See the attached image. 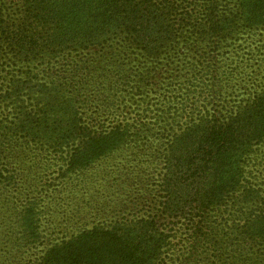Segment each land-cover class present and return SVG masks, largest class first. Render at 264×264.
Here are the masks:
<instances>
[{"label": "trees", "instance_id": "trees-1", "mask_svg": "<svg viewBox=\"0 0 264 264\" xmlns=\"http://www.w3.org/2000/svg\"><path fill=\"white\" fill-rule=\"evenodd\" d=\"M189 2L55 0L51 9L38 12L37 28L27 20L10 23L0 3V46L6 45L12 68L0 85L1 101L11 106L0 120V264H163L174 218L186 214L193 224L197 219L200 234L193 250L204 254L203 264H264V190L249 180L246 168L254 146L264 142V91L243 109L224 116L199 109L202 118L166 121L154 133L148 109V124L138 115L115 119L114 101L101 94L106 85L118 91L127 87L106 75L107 63L120 66L130 53L155 55L162 42H179L181 33L165 18L177 7L188 17ZM218 4L211 1L194 17L210 22L205 34L216 33ZM110 33L119 40L101 47L99 57L70 63L63 56L70 47L100 45ZM36 57L50 72H15L17 64ZM154 137L160 145L153 150ZM136 159L149 163L142 173L130 164ZM111 162L122 167L107 169ZM99 165L104 169L93 172ZM119 178L114 199L102 205L96 199L76 232L46 243L41 214L50 187L75 182L88 188L94 181L108 189ZM148 180L157 188L147 194L142 188L138 198L134 184ZM107 212L118 215L109 219ZM181 260L198 263L186 253Z\"/></svg>", "mask_w": 264, "mask_h": 264}, {"label": "rangeland", "instance_id": "rangeland-1", "mask_svg": "<svg viewBox=\"0 0 264 264\" xmlns=\"http://www.w3.org/2000/svg\"><path fill=\"white\" fill-rule=\"evenodd\" d=\"M174 1L175 3L178 1L180 5L183 0ZM211 1L213 0H190L186 8V15L191 17V20L185 17L183 12L181 13V7H177L179 10L174 13V16L171 14L165 18L166 24L174 25L177 33H181L177 39L179 42H162L159 52L155 55L145 54V52L138 54L136 51L130 53L129 58L121 61L120 66L107 63L109 70L106 75L110 79L124 81L127 86L123 91H118L106 85L102 91L104 93L100 92L104 95V101L108 99L111 100L110 102L114 101L110 112H114L112 116L115 119L133 118L138 115L148 124L149 115L146 117L144 110L148 109L147 113L149 112L152 116L150 128L154 133L157 132V129L162 130L164 125L173 119H176L175 121L178 123L180 121L183 123L190 117L202 118L204 112L202 110L199 112V109L210 108L216 116H224L228 111L238 108L243 109L246 104H250L260 92L264 91V0H218L219 4L214 10L217 20L215 34L211 30L209 21L205 18L197 21L194 18L199 12L204 13L206 6H209ZM54 2L55 0H0L5 16L10 23L12 20H27L28 24L33 23L35 28L41 26L40 22H36L38 12L51 9ZM77 5L79 4L75 2L72 4L76 7L75 11H78ZM197 22L203 24L199 27ZM44 28L45 24L40 29L42 34ZM208 28H211L208 31L211 35L204 33ZM48 31H50V23H48L46 33ZM109 35L106 39H101L100 45L76 49L70 47L64 50L63 56L70 63H81L86 58L99 57L97 51L101 47H110L119 40L112 33ZM118 37L120 38V36ZM6 51V45L0 46V85H5L8 82V76L12 70L6 61L8 59ZM17 65L15 72L19 75H23L30 69L36 72H50V65L38 57L33 59L30 64L20 62ZM61 65L58 68L61 69ZM120 75H122V79L119 77ZM96 90L99 89L96 88ZM133 91L142 93H138L137 96L133 95ZM7 105L8 102H2L0 99V120L4 118L8 109H11V106L7 107ZM107 116L105 115V117ZM141 118L139 120H142ZM166 121L168 122L166 123ZM174 125L176 124L174 123ZM151 140L153 141V150L159 147V137L151 138ZM123 159V156L119 158L120 161ZM145 161L138 162L136 159V161L133 160L134 163L131 161L130 164L133 169H140L142 173L149 165L148 161ZM113 163L104 165L107 169H112L115 167ZM116 163H118L117 167H122L121 163ZM104 165L97 166L93 172L97 171L96 173H98V169L100 170L101 167L104 169ZM246 168L249 180L256 183V187L259 186L264 190V142L254 146L253 151L250 152L249 160L246 162ZM50 170H54V167H50ZM111 175L113 178L115 177L114 171L111 172ZM125 177L126 175H124ZM143 177L145 180L148 179L144 173ZM140 181H142V176ZM119 182L121 183L120 178L111 181L108 189L94 181L93 185L88 188H83V184L76 186L75 182H72L73 188L72 185L62 186L63 184L50 187L49 196L45 201L46 208L41 214L46 243L59 241L76 232L78 227L82 226L81 217H84L96 199L102 205L106 200H112L117 193H120ZM138 182L133 186V189L137 191L135 193L132 191L134 195L139 193L138 198L142 190V192L146 190L147 194L157 188L156 184L154 185L155 180H148L144 185L138 184ZM67 184L65 183V185ZM162 194L164 195L163 192ZM105 214L110 215L107 218L113 219L112 217L117 216L118 212ZM105 214L103 213V215ZM188 217L191 218L188 214L186 217L179 215L174 218L177 223L172 230L171 243L164 255L163 264H183L181 259L184 258V253L191 258H197L198 263L196 264H203L201 258L204 254L197 255L193 250L196 247L194 239L198 237V233L200 234L199 228L195 226L197 219L193 224V220Z\"/></svg>", "mask_w": 264, "mask_h": 264}]
</instances>
